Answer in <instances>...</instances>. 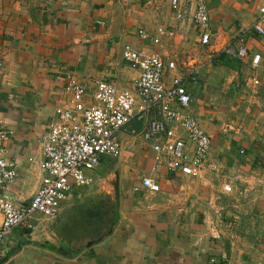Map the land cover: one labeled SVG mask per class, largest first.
<instances>
[{
	"label": "crops",
	"instance_id": "obj_1",
	"mask_svg": "<svg viewBox=\"0 0 264 264\" xmlns=\"http://www.w3.org/2000/svg\"><path fill=\"white\" fill-rule=\"evenodd\" d=\"M179 2L183 20L171 0H0V130L12 132L5 158L18 176L7 197L16 205L29 206L40 187L44 139L71 101L68 73L86 88V106L98 80L137 95L128 45L175 63L164 81L182 80L192 99L185 112L212 139L200 177L171 174L166 147L186 139L183 128L146 140L159 111L131 122L117 134L121 157L102 158L92 185L72 189L49 231L36 230L38 214L34 230L13 231L0 264H264V40L254 29L264 26V0ZM199 4L208 45L193 20ZM242 46L244 59L227 53ZM221 54L231 61L217 63ZM146 178L158 193L143 187Z\"/></svg>",
	"mask_w": 264,
	"mask_h": 264
},
{
	"label": "built area",
	"instance_id": "obj_2",
	"mask_svg": "<svg viewBox=\"0 0 264 264\" xmlns=\"http://www.w3.org/2000/svg\"><path fill=\"white\" fill-rule=\"evenodd\" d=\"M171 5L176 18L183 20L179 0H171ZM193 20L201 32L202 44L208 45L209 14L204 4L197 6ZM254 29L264 40V26L257 23ZM140 34L143 36L142 32ZM227 53L237 59L247 56L243 46ZM124 59L140 73L136 96L119 92L112 84L98 80L92 94L94 105L86 106V88L73 74L66 75V91L71 101L60 110L58 121L50 125L44 139L43 160L39 165L41 184L27 207L18 206L7 197L17 180L18 168L5 158V146L12 132L0 130V245L16 229L34 230L36 214L54 218L73 188L92 185L89 173L100 166L103 157H121L117 134L131 122L145 121L156 111L161 119L147 121L143 133L146 140L166 135L171 124L180 125L186 135V139L169 142L166 147L169 160L165 166L169 173L198 178L210 163L212 139L199 121L185 112L192 100L187 87L181 79L174 78L171 85L164 81L167 69H176L175 63H165L158 55L143 58L130 45L125 47ZM260 59V56L254 57L253 67L258 66ZM198 74L195 72L190 77L193 83L197 82ZM155 149L159 154L157 160L162 163V148ZM143 187L153 193L160 191V186L150 178L143 180ZM224 189L230 190V187Z\"/></svg>",
	"mask_w": 264,
	"mask_h": 264
},
{
	"label": "rangeland",
	"instance_id": "obj_3",
	"mask_svg": "<svg viewBox=\"0 0 264 264\" xmlns=\"http://www.w3.org/2000/svg\"><path fill=\"white\" fill-rule=\"evenodd\" d=\"M37 219L35 220V223H36V230L37 231H41V232H44L45 230H47V231H49L50 230V228H49V226L50 227H54L53 225L54 224H52L51 222H49V218H46V217H44V216H41L40 218H39V215H38V217H36ZM59 221H61V220H59ZM58 222V221H57ZM58 227H56V229H57Z\"/></svg>",
	"mask_w": 264,
	"mask_h": 264
},
{
	"label": "trees",
	"instance_id": "obj_4",
	"mask_svg": "<svg viewBox=\"0 0 264 264\" xmlns=\"http://www.w3.org/2000/svg\"><path fill=\"white\" fill-rule=\"evenodd\" d=\"M219 59H218V61H217V63L218 62H230L231 61V58H230V56L229 55H227V54H221L219 57H218Z\"/></svg>",
	"mask_w": 264,
	"mask_h": 264
},
{
	"label": "water",
	"instance_id": "obj_5",
	"mask_svg": "<svg viewBox=\"0 0 264 264\" xmlns=\"http://www.w3.org/2000/svg\"><path fill=\"white\" fill-rule=\"evenodd\" d=\"M117 197H118V194H117ZM116 206H117V208H118V206H119V200H118V198H117V200H116ZM118 214V213H117ZM117 216V215H116ZM118 217V216H117Z\"/></svg>",
	"mask_w": 264,
	"mask_h": 264
}]
</instances>
